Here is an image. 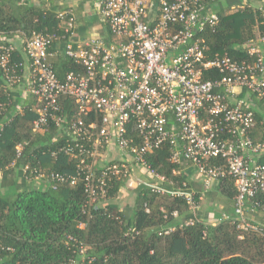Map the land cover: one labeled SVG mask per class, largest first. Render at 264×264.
I'll list each match as a JSON object with an SVG mask.
<instances>
[{
	"label": "built area",
	"instance_id": "built-area-1",
	"mask_svg": "<svg viewBox=\"0 0 264 264\" xmlns=\"http://www.w3.org/2000/svg\"><path fill=\"white\" fill-rule=\"evenodd\" d=\"M223 1L92 0L102 32L81 37L74 14L56 12L66 41L61 51L52 49L60 40L56 34L0 33V90H20L24 98H35L33 130H41L51 119L66 133L67 141L74 143L65 151L79 161L76 175L52 174L51 182L75 186L81 178L87 203L104 200V205L109 181L127 179L136 167L155 180L139 181L138 186L165 193L160 187L164 179L151 170L146 156L168 144L170 162H188L205 191L225 176L234 178L233 214L219 221L264 236V227L244 214L245 207L264 193V165L251 159L264 157V143L251 138L256 128L254 101L264 106V35L251 42L246 59L234 60L226 54L208 58L199 35L218 25L214 5ZM260 2L251 6L241 0L239 8L251 6L264 18V0ZM16 54L25 60L21 73L19 64L12 62ZM59 54L81 65L83 72H69L58 81L48 59ZM207 70H216L221 78L203 80ZM60 98H70L76 110L67 125L62 123ZM91 114L100 116L98 124L84 122ZM4 120L8 123L10 119ZM129 128L134 129L138 142L128 137ZM111 144L121 153V160L102 165L100 177H95L94 160ZM21 150L19 145L18 155ZM214 159L223 164H212ZM43 177L40 174L37 179ZM170 194L183 197L195 216L198 205L192 192ZM251 206L254 209L258 203ZM196 221L190 219L183 225ZM174 230H161L158 236Z\"/></svg>",
	"mask_w": 264,
	"mask_h": 264
},
{
	"label": "trees",
	"instance_id": "trees-1",
	"mask_svg": "<svg viewBox=\"0 0 264 264\" xmlns=\"http://www.w3.org/2000/svg\"><path fill=\"white\" fill-rule=\"evenodd\" d=\"M240 3L241 0H225L214 5L219 23L199 35L205 41L208 58L226 54L234 60L246 59L251 42L264 35L262 13L251 6L240 9ZM60 24L54 9L36 5L32 0H0V33L10 35L18 30L28 37L33 31L56 34L60 40L52 49L61 51L66 41ZM12 62L19 64L21 73L25 63L22 55L16 54ZM48 62L58 81L69 72H83L81 65L62 54L50 57ZM220 78L216 70H207L203 75V80ZM20 96L18 92L0 90V175L6 188L0 192V264H264V236L220 222L221 217L215 225L199 221L183 197L170 194L192 191L179 172L180 165L170 162L168 144L146 156L151 170L164 179L160 187L166 192L138 186L132 208L121 210L114 203L127 181L124 177L109 181L108 202L104 205V200H98L100 204L87 203L81 178L75 186L51 182L52 174L76 175L79 161L65 151L74 143L67 141L66 133L58 130L51 119L41 130L34 131L36 99ZM59 102L62 123L66 124L75 114L74 103L70 98H60ZM254 102L256 128L251 138L264 143V106ZM5 117L10 119L8 123ZM99 120L100 116L91 114L84 122L98 124ZM128 137L138 142L132 128ZM211 163L223 164L216 159ZM257 163L264 165V157ZM101 166H93L95 177H100ZM40 174L44 177L37 179ZM36 179L38 188H22V183ZM234 181L225 176L217 186L231 202L237 194ZM93 185L98 193L96 180ZM192 193L199 205L200 194ZM254 203H258L255 210H264V193L248 205ZM174 212L177 217L172 216ZM190 219L197 221L184 226ZM168 228L175 230L158 236L159 231Z\"/></svg>",
	"mask_w": 264,
	"mask_h": 264
},
{
	"label": "crops",
	"instance_id": "crops-1",
	"mask_svg": "<svg viewBox=\"0 0 264 264\" xmlns=\"http://www.w3.org/2000/svg\"><path fill=\"white\" fill-rule=\"evenodd\" d=\"M34 4L42 5L43 7H47L50 9H54L56 12L59 11H71L76 20L77 32L81 37L88 36L90 28L92 24H96V27L100 26L98 23L99 17L95 14L92 7V0H34ZM248 3L251 6L260 5L262 2L260 0H249ZM100 21V20H99ZM20 93V97L25 99L22 92L16 91ZM23 96V97H22ZM253 161L258 162L261 158L251 157ZM121 160V153L117 150L114 145H110L105 152L104 164L109 163L111 161H119ZM103 164V165H104ZM137 169L138 168H134ZM134 172L136 176H138L141 171ZM133 171V170H132ZM179 172L183 174L187 180L189 190L194 193L200 194V204L198 205V211L195 214L197 220L203 221L205 223L214 225L215 222L223 215L231 216L233 214V203L231 201L226 200L220 192L217 190L218 182L212 183L209 190L205 191L202 187L200 177L197 175L194 168L188 163L183 162L179 166ZM140 175V174H139ZM143 179L144 176L141 175ZM143 181H146L145 179ZM128 181H126L127 183ZM20 184V179L17 181ZM34 183V182H33ZM29 184L30 187L38 188L40 186L38 181H35V184ZM124 185L123 188L120 189L119 195L117 199L114 201L115 205L121 210H125L133 207L134 197L131 199L127 198V190L132 187L131 185ZM22 188H27L26 184L22 183ZM29 188V187H28ZM5 187H3L2 179L0 175V192H5ZM131 194V193H130ZM121 195V196H120ZM126 195V196H125ZM219 200V201H218ZM218 201V202H217ZM222 201V203H219ZM245 217L257 224L258 226L264 227V210L259 211L253 209L250 205H247L244 210ZM217 224V223H216Z\"/></svg>",
	"mask_w": 264,
	"mask_h": 264
},
{
	"label": "rangeland",
	"instance_id": "rangeland-1",
	"mask_svg": "<svg viewBox=\"0 0 264 264\" xmlns=\"http://www.w3.org/2000/svg\"><path fill=\"white\" fill-rule=\"evenodd\" d=\"M33 1L34 0H32V3H33ZM100 23V21H99V19H98V23L97 24H99ZM102 30H103V28L101 27V26H98V27H96V24L94 23V24H92V26H91V28H90V31H89V33H88V35H91V36H96V35H99L101 32H102ZM104 157H105V153L103 154V156L102 157H96V159L94 160L95 161V164H98V165H103L104 163ZM112 162V161H111ZM136 170L137 169H134L133 171H131L130 172V174H129V176H128V178H127V183H126V185H131L132 187H130V189H128L127 190V195L128 196H126L128 199L130 198H132V197H134L135 196V189L138 187V185H139V181H142V180H146V181H150V182H155V180L154 179H152V178H150V177H148L145 173H143V172H141V173H139L138 174V176H136V175H134L135 173L134 172H136ZM137 171H139V170H137ZM141 175L142 176H144V178L142 179L141 178ZM35 181H37V180H35ZM35 181H33V182H30V181H27L25 184L26 185H28V186H26L27 188L29 187V188H31L30 186H29V184L31 183H33V184H35ZM36 186H37V184H35ZM131 193V194H130ZM121 196V195H120ZM117 199V198H116ZM219 201V200H218ZM217 201V202H218ZM219 203H222V201H220Z\"/></svg>",
	"mask_w": 264,
	"mask_h": 264
}]
</instances>
